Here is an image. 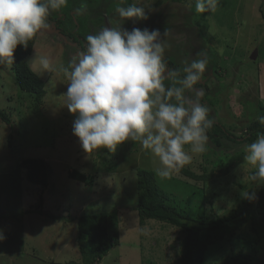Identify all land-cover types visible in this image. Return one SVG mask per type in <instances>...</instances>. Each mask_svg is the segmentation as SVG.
Instances as JSON below:
<instances>
[{
  "label": "rangeland",
  "instance_id": "obj_1",
  "mask_svg": "<svg viewBox=\"0 0 264 264\" xmlns=\"http://www.w3.org/2000/svg\"><path fill=\"white\" fill-rule=\"evenodd\" d=\"M100 1L109 4L108 8L113 4ZM136 2L148 15L141 20V29H159L162 36L168 30L164 38L165 57H173L182 69L198 58L197 53H213L211 61L216 62L219 73H212L209 63L201 80L205 86L195 87L203 89L204 93L207 88L213 90L203 103L210 109V117L218 118L227 128L234 125L235 132L241 134L252 118L249 112L258 117L259 104L262 102L264 106L261 99L264 92V0H220L215 13H197L192 8L195 0ZM119 3L117 1V5ZM101 4L99 0H67L59 13L66 17V26L73 29L78 39L94 35L104 27L127 29L125 23L109 18L107 11L101 27V22L97 21V8ZM84 5L86 7L82 8ZM113 14L112 17L119 16L118 12ZM48 22L50 28L37 33L33 52L28 57L32 69L46 83L44 102L39 110H33L34 96L20 89L11 66L0 64V109L11 118L10 124L0 119V231L6 237L0 240V264L80 262L76 218L102 211L113 212L119 244L97 264H182L178 260L185 234L180 228L156 219L144 225L139 222L138 170L154 171L158 185L176 200L180 209L191 215H199L201 211L224 215L248 199L254 182L253 170L257 168L244 162L246 147L235 151V154L244 153L229 173L217 171L207 183L193 179L183 169L200 175L204 168L211 169L220 160L227 159L224 150L212 148L209 142L205 152L192 154V161L168 178L157 175L161 167L159 158L143 149L139 141H126L115 153L106 147L86 153L72 131L77 114L66 107L69 81L60 69L68 67L74 57L86 51L87 43L81 40L83 48L61 34L50 17ZM255 52L256 59L252 58ZM39 56L50 57L55 70L40 69ZM170 83L165 81L166 85ZM186 95L194 96V93ZM10 133L12 143L8 141ZM26 158L49 162L48 187L26 179L25 168L20 165ZM73 169L92 175L93 183L71 178L69 171ZM256 182L260 185L264 181L256 179ZM41 196L43 204H40ZM41 208L43 214L31 212L14 216L23 210ZM240 233L255 236L250 223ZM240 249V245L231 241L216 243L211 245L202 264H222ZM254 255L264 261V248Z\"/></svg>",
  "mask_w": 264,
  "mask_h": 264
},
{
  "label": "clouds",
  "instance_id": "obj_2",
  "mask_svg": "<svg viewBox=\"0 0 264 264\" xmlns=\"http://www.w3.org/2000/svg\"><path fill=\"white\" fill-rule=\"evenodd\" d=\"M219 2L196 0L195 10L215 13ZM66 4L67 0H0V64L11 66L17 47L27 49L37 33L50 28V12ZM116 11L127 20L148 18L136 3ZM167 34L168 30L162 36L159 29L104 27L88 35L86 51L60 69L69 81L66 107L77 114L72 131L83 150L106 147L115 153L124 142L139 141L159 158L161 178L179 172L192 161V154L205 152L208 130L215 124L210 109L201 103L203 89L195 87L208 69L207 51L186 64L181 78L165 60ZM38 65L46 72L55 70L48 56H39ZM258 121L264 125V116ZM244 162L258 169L252 179L264 181V134L246 146ZM5 238L0 231V240Z\"/></svg>",
  "mask_w": 264,
  "mask_h": 264
},
{
  "label": "trees",
  "instance_id": "obj_3",
  "mask_svg": "<svg viewBox=\"0 0 264 264\" xmlns=\"http://www.w3.org/2000/svg\"><path fill=\"white\" fill-rule=\"evenodd\" d=\"M102 1L106 3L113 2V4L108 8L106 5L109 4H105L99 0V3L104 5L101 4L97 8V21L101 22V27L103 25L102 21L105 20V11H107L109 18L111 16V19L120 20L125 23L128 30L134 27L141 28V20H127L120 16L112 17V14L117 12V6L127 7L133 3L137 4L136 0ZM117 1H120L118 5ZM192 8L195 10V2ZM110 13L112 14L110 15ZM49 17L55 27L61 31V34L78 42L85 48L81 40H85L87 43V36L83 35L81 39L76 38L73 35V29L66 26V17L63 14H60L59 11H52ZM205 25L207 26V23ZM36 40L37 35L29 41L27 49L23 46H18L14 53L15 61L11 65L15 80L20 89L34 96L32 107L35 111L42 107L46 94L44 79L32 69L28 62V57L33 52ZM207 54L210 70L212 73L218 74L220 68H218L216 62L211 61L213 53L208 52ZM165 60L170 68L180 71V77L182 78L184 75L182 66L171 56L165 57ZM197 86L205 85L200 82ZM211 91L213 90L207 88V91L201 98V103H204ZM258 101L260 102V100ZM207 102L209 103L208 100ZM209 104L213 106V104ZM262 104V102L259 104L261 113L258 117L264 116V106ZM249 113L252 115V118L244 126L241 134L235 132L234 125L227 128L218 118H215V124L207 133L209 137L208 142L211 143L212 148L224 150L227 159L220 160L211 169L204 168V173L200 175L186 169H183L184 173L193 179L202 180L204 183L212 180L217 171L223 174L229 173L244 153L243 151L240 154L237 152L235 154V151H239L242 147H246L248 144L254 142L258 134H264V125L259 123L257 115L253 112ZM0 119L8 124L11 122L10 115L3 109H0ZM12 137L13 134L10 133L9 143H12ZM210 160L216 162L214 159ZM20 165L25 168V177L28 181L48 187L51 179V166L48 161L42 158H26L20 162ZM253 171L256 173L257 169ZM69 176L86 184H91L94 181L92 175L76 169L69 171ZM138 190L139 197L136 209L139 213L141 225H144L150 219H156L180 228L185 234L183 250L178 260L182 264H202L208 257L211 245L215 246L216 243L221 244L225 241H231L234 244L240 245L241 249L226 258L222 264H264V261L256 259L254 255V253H258L264 248V182L258 185L256 180H254L249 189L248 199L244 200L236 208H233L229 213L219 216L210 215L206 211L199 212V215H191L190 212L180 209L175 204L176 200L171 198L158 185L154 171L147 169L138 170ZM204 194L202 197L206 199ZM40 204H43V196H41ZM31 212L43 214L44 210L42 208L23 210L14 216L18 217ZM112 213L111 211L89 212L81 214L76 218L77 241L81 253V261L73 262V264H97L103 260L111 248L119 244V232L115 230L117 222L113 220ZM248 223H250L252 230L255 232V236L240 233V230Z\"/></svg>",
  "mask_w": 264,
  "mask_h": 264
},
{
  "label": "water",
  "instance_id": "obj_4",
  "mask_svg": "<svg viewBox=\"0 0 264 264\" xmlns=\"http://www.w3.org/2000/svg\"><path fill=\"white\" fill-rule=\"evenodd\" d=\"M256 56H257V52H255V53L252 55V58L256 59Z\"/></svg>",
  "mask_w": 264,
  "mask_h": 264
},
{
  "label": "crops",
  "instance_id": "obj_5",
  "mask_svg": "<svg viewBox=\"0 0 264 264\" xmlns=\"http://www.w3.org/2000/svg\"><path fill=\"white\" fill-rule=\"evenodd\" d=\"M5 215H8V213H5ZM3 218V217H2Z\"/></svg>",
  "mask_w": 264,
  "mask_h": 264
}]
</instances>
